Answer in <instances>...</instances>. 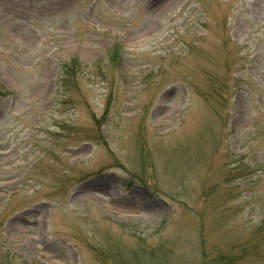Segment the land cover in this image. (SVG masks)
Masks as SVG:
<instances>
[{
    "label": "rangeland",
    "instance_id": "obj_1",
    "mask_svg": "<svg viewBox=\"0 0 264 264\" xmlns=\"http://www.w3.org/2000/svg\"><path fill=\"white\" fill-rule=\"evenodd\" d=\"M0 82V264H264V0H0Z\"/></svg>",
    "mask_w": 264,
    "mask_h": 264
},
{
    "label": "trees",
    "instance_id": "obj_2",
    "mask_svg": "<svg viewBox=\"0 0 264 264\" xmlns=\"http://www.w3.org/2000/svg\"><path fill=\"white\" fill-rule=\"evenodd\" d=\"M120 59H121L120 50L119 48H116L111 54V62L114 65H116V63L120 62ZM83 66L84 65L81 64L78 59H73L70 63L65 64L61 70V74H62L61 82L67 83V79L69 78V76L74 75L78 70H81ZM8 95H9V91L0 82V105L2 103V100L8 97ZM246 175L247 174H244V176ZM263 230H264V219L260 222L258 232L261 233ZM257 237L263 239V235L257 234Z\"/></svg>",
    "mask_w": 264,
    "mask_h": 264
}]
</instances>
